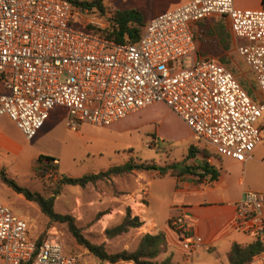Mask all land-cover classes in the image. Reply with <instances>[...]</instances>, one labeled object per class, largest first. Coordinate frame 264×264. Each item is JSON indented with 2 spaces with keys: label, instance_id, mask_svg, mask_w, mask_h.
Instances as JSON below:
<instances>
[{
  "label": "built area",
  "instance_id": "2783aa9c",
  "mask_svg": "<svg viewBox=\"0 0 264 264\" xmlns=\"http://www.w3.org/2000/svg\"><path fill=\"white\" fill-rule=\"evenodd\" d=\"M227 18L237 55L261 95L254 100L218 60L195 56L197 21ZM80 25V28L78 27ZM106 24L95 8L67 0H0V115L31 139L55 107L69 123L110 126L131 112L162 103L219 155L244 161L264 131V8L233 0H185L144 23L135 43H115L93 29ZM192 55L188 68L171 61ZM44 169L55 171L57 160ZM262 193L245 190L233 226L263 233ZM185 256L202 245L183 213L171 217ZM0 264H79L51 234L31 240L26 222L0 199ZM264 264V250L250 259Z\"/></svg>",
  "mask_w": 264,
  "mask_h": 264
},
{
  "label": "rangeland",
  "instance_id": "374dc122",
  "mask_svg": "<svg viewBox=\"0 0 264 264\" xmlns=\"http://www.w3.org/2000/svg\"><path fill=\"white\" fill-rule=\"evenodd\" d=\"M170 2L171 0H104L103 5L106 15L115 9L135 8L146 22L150 15L156 14ZM213 16V19L206 20L207 27L211 29L216 23L220 24L223 27L221 32L229 38V44L226 46L222 41L214 42L216 35L211 31L210 37L207 35L209 40L204 42L212 40L213 47L210 52L202 55L216 58L225 64L243 88L249 94H255V81L249 68L237 55L235 42L230 40L233 35L227 20L220 15ZM102 18L106 24L105 17ZM194 31L196 37V28ZM200 51V40L196 38L197 54ZM191 61L192 55H185L183 59L171 61L169 66L188 68ZM121 120L123 121L110 126L84 122L71 125L67 110L55 107L48 112L35 136L28 139L12 120L6 115H0V199L16 216L26 222L31 240L39 239L40 235L45 237L51 234L58 239L65 252L76 256L79 264H134L128 261L108 263L98 260L76 244L65 224L54 223L47 226L48 218L40 211L37 203L28 201L22 194L15 192L3 181L2 176L11 179L20 187L48 196L53 189L52 183L59 175L78 177L88 172L96 173L108 166L121 164L129 157L135 158L137 162L152 160L156 165L165 167L172 163H178L179 166L195 165L201 151L212 154L201 141L193 138L189 128L162 103L143 107ZM216 155L219 159L226 158ZM38 156L55 158V171L51 174L43 171L37 163ZM218 158L216 156L215 161ZM157 175L158 171L155 170H134L84 187L63 185L59 195L55 197L53 208L58 213L71 214L76 224L81 227L82 234L91 242L103 243L108 251L133 250L139 240L135 228H129L112 238H107L104 230L122 220L127 208L122 204L125 194H130L128 199L134 205L130 212L131 215H136L139 206L134 202H144L146 188L153 194L148 212L158 222L164 223L169 212L164 198H171L173 178ZM150 178L154 179L147 184ZM137 188L142 198L136 196V193L133 194ZM170 222L171 219L169 226ZM185 259L180 256V263L185 262Z\"/></svg>",
  "mask_w": 264,
  "mask_h": 264
},
{
  "label": "crops",
  "instance_id": "0c3cea01",
  "mask_svg": "<svg viewBox=\"0 0 264 264\" xmlns=\"http://www.w3.org/2000/svg\"><path fill=\"white\" fill-rule=\"evenodd\" d=\"M183 2L185 0H171L169 5L161 8L156 14L171 9ZM233 4L239 9L255 10L264 8V0H233ZM156 14L150 15L149 19ZM213 18L214 16H210L199 21ZM224 18L227 20L226 17ZM197 22L194 25V29L196 28ZM230 40L231 42H235L236 46L237 44L245 42L243 39H238L234 36ZM195 56L207 57L198 55L196 51ZM249 95L254 100H259L261 97L257 87L256 93ZM121 121L123 120L116 123ZM205 146L208 147L207 145ZM209 150L212 154L201 151L199 160L196 161L195 165L190 166L198 167L206 163L216 173L214 179H210V173H205L199 168L196 169L195 174L184 173L178 176L164 175L173 178V190L170 200L164 198L169 212L163 224L158 222L155 216L148 212L150 198L153 197L150 189L146 188L144 192V202L140 200L134 202L139 206L135 214L142 221L141 226L135 228L139 234V238L144 233L156 234L163 232L165 234V245L156 257L158 261L167 258L171 264H231L228 259V254L233 243L245 245L258 237L264 242V230L258 237H254L251 233L233 226L235 205L241 199L245 190L256 191L262 193L264 196V131L261 132L260 142L242 162L228 157L219 159L220 157L216 155L217 153L215 151L211 148ZM216 156L217 158L219 157L217 161H215ZM157 177L163 176L157 175ZM154 178H150L147 184ZM138 190L137 188L132 193H136V196L142 198V194L138 193ZM129 195H124L122 204L129 209H133L134 205L132 204V200L130 201L128 199ZM178 213H183L188 218L193 233L201 238L203 243L191 256L184 255L176 234L168 225L171 217ZM261 218L264 223V199L261 208ZM180 256L186 258L185 262L180 263ZM244 264H250V261Z\"/></svg>",
  "mask_w": 264,
  "mask_h": 264
},
{
  "label": "trees",
  "instance_id": "16d2710c",
  "mask_svg": "<svg viewBox=\"0 0 264 264\" xmlns=\"http://www.w3.org/2000/svg\"><path fill=\"white\" fill-rule=\"evenodd\" d=\"M67 1H69L73 7L95 8L99 16L105 17L104 19L107 21L106 25L102 28L94 29L89 26H87L86 28L93 29L102 37L115 43H135L138 40L145 23L142 19L141 13L134 8L115 9L111 11L109 15H106L105 7L103 5L104 0ZM222 17L224 18V16ZM221 29H223V27L218 23L215 24L214 28L212 27L210 29L206 25V20L197 22L196 38L200 40L201 50L199 52L200 54L198 53V55L202 56V54L210 52L211 48L213 47V41H222L223 43H226V46L229 44L228 36H224L221 32ZM211 31L215 33L216 38L213 41L210 40L209 42L205 43L204 40H209L207 39V35L210 37L209 33H211ZM51 159L52 158L50 157L38 156L37 163L40 164V167L44 171V169H47L49 167L48 161ZM197 168L205 173H210V179H214L216 177V173L212 168H209L206 163L201 164L198 167L186 164H182V166H179L178 163H172L165 167H160L159 165H156L152 160L149 162H137L135 158L129 157L122 164L110 166L105 170L96 173L88 172L78 177L59 175L56 181L52 183L53 189L48 196H45L36 191H31L27 188L20 187L16 185L11 179H8L4 176H2V179L4 182L10 185L15 192L22 194L26 200L37 203L40 211L48 218L47 226H50L54 223L65 224L69 234L73 237L76 244L86 249L98 260L108 263L128 261L134 264H171V262L167 258L161 261L156 260V257L159 255L163 246L165 245V234L163 232H159L156 234L144 233L140 236L138 243L133 250L123 249L120 251L110 252L105 248L103 243H94L86 238L82 234L81 227L76 224L75 218L71 214H62L54 211V200L55 197L59 195L61 187L63 185H77L80 187H84L87 184H94L98 180L108 179L109 177L121 175L124 173H131L134 170H155L158 171V176H164L166 174H169L171 176H178L184 173L195 174ZM199 174L202 175L201 173ZM141 224L142 221L139 219V217L136 215H131L130 209L126 208L125 214L120 223L115 226L106 228L104 232L107 238H112L126 232L129 228H137L141 226ZM43 236L44 235H40L39 240L42 239ZM262 250H264V242H262L259 237L245 245L233 243L228 254V259L231 264L248 263L253 255Z\"/></svg>",
  "mask_w": 264,
  "mask_h": 264
}]
</instances>
